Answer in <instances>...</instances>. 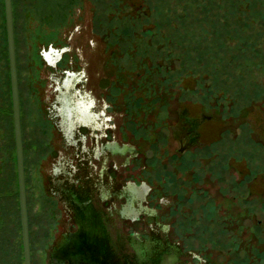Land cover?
Wrapping results in <instances>:
<instances>
[{"label": "rangeland", "instance_id": "1", "mask_svg": "<svg viewBox=\"0 0 264 264\" xmlns=\"http://www.w3.org/2000/svg\"><path fill=\"white\" fill-rule=\"evenodd\" d=\"M207 1L222 19L230 12L220 35L230 26L236 32L228 48L221 45L225 53L219 54L215 73L176 78L173 55L190 62L189 50L161 48L155 32H144L153 27L144 24L151 23L146 15L161 13L167 0H12L27 202L47 201L52 162L71 157L57 106L63 86L75 94L70 81L78 73L75 87L83 97L99 103L105 94L110 98L112 138L137 145L140 155L130 171L139 172L143 164L146 180L159 179L171 229L250 264H264V0ZM208 11L214 16L206 7L197 13ZM5 27L0 0V195L4 202H17L15 196L5 199L15 191L12 130L2 111L10 97ZM191 39L180 42L189 46ZM50 49L56 51L52 65L45 60ZM244 59H250V68ZM178 109L196 122L198 142L190 147L181 145L178 129L186 132L189 124Z\"/></svg>", "mask_w": 264, "mask_h": 264}, {"label": "water", "instance_id": "2", "mask_svg": "<svg viewBox=\"0 0 264 264\" xmlns=\"http://www.w3.org/2000/svg\"><path fill=\"white\" fill-rule=\"evenodd\" d=\"M19 202L0 203V264H250L106 202H26L12 0H4Z\"/></svg>", "mask_w": 264, "mask_h": 264}, {"label": "flooded vegetation", "instance_id": "3", "mask_svg": "<svg viewBox=\"0 0 264 264\" xmlns=\"http://www.w3.org/2000/svg\"><path fill=\"white\" fill-rule=\"evenodd\" d=\"M55 52L50 49L45 54L46 59H44L47 60L49 65H52L51 60ZM58 60L59 57L55 61L58 62ZM66 74L69 77L71 72ZM68 77L67 79H69ZM70 82L74 84L75 94L73 92H71V95L68 94L66 85L63 86L64 92L60 96L57 112L59 116L61 113L63 117L61 126L63 127V135H65L64 139L67 142V146H69L66 149L70 150L69 154L71 157L62 155L52 162L53 166L50 167L46 180V202H106L171 229L162 212L163 197L167 195L166 193L159 194V185L156 186V182L159 179L155 180V183H153L154 181L146 180L144 172L149 170L143 164L139 165V172L130 171V168L136 166L134 160L140 155L137 145L127 142L119 143L112 138L115 120L109 104L111 102L110 98L105 94L103 103H99L93 97H83L80 92H77L79 88L75 87L81 82L78 73L71 78ZM67 85L69 90H71L70 84L67 83ZM179 112L181 115L179 118L189 124L186 132H184L183 127L178 129L179 135L183 134L181 145L190 147L198 142L196 122L186 117L185 114L182 116L180 109H178ZM193 123L194 127L192 126ZM66 135L68 139H66ZM52 150L54 151V149ZM52 150L50 151L52 152ZM23 153L27 202L28 165L27 163L25 164L24 147ZM54 155L53 158L55 157ZM113 155L120 156L121 159H114ZM14 170V160L12 158V186L15 187ZM5 185L6 183L3 187ZM4 195H0V203L1 200L4 202L1 198ZM7 196L9 199H13L15 192L13 190L8 191L5 199H7Z\"/></svg>", "mask_w": 264, "mask_h": 264}, {"label": "trees", "instance_id": "4", "mask_svg": "<svg viewBox=\"0 0 264 264\" xmlns=\"http://www.w3.org/2000/svg\"><path fill=\"white\" fill-rule=\"evenodd\" d=\"M147 4L149 0H146ZM201 3H195L191 0H167L166 8L160 9L161 13H156L151 16V14L146 15L148 20L151 22L150 24L144 23L147 26L153 25L152 29H146L144 32H155L158 35L156 38L158 42L155 41V44L161 48L167 47L168 45L173 44L174 46L181 47L182 50L188 49L189 52L188 56L190 57V62L185 61L180 57L178 54L173 55V63L176 65L179 64V68L176 71V78H181L188 74L201 76L203 71H210L215 73L218 69L217 62L222 58L219 55L225 48H228L230 45L228 44V39L231 35H234L236 32V27L230 26L225 29V34L220 35L218 28L224 26L225 20L227 16H229L227 10L225 11V15L223 16L225 19L220 18L221 12L219 13L218 7H211L210 4L206 0V6L203 5L202 0ZM146 4V3H145ZM4 5V0H3ZM206 7V10L210 8L214 12V16L210 14L208 11L207 13H202V15L198 14V10H203ZM210 7V8H209ZM192 19L193 21H190ZM227 26V24H226ZM154 29V30H153ZM240 31L239 28H237ZM6 32V27H5ZM191 36V44L183 45L182 39H187L188 36ZM222 38V42L219 41L220 37ZM229 36V37H228ZM196 39V43L194 40ZM226 44L225 46L221 47V45ZM6 45H7V37H6ZM195 49V50H194ZM193 50V51H190ZM195 53V54H194ZM225 52H222L224 54ZM8 56V54H7ZM245 61H247L245 63ZM243 62L245 63V67H251L250 59H244ZM231 63L235 67V64ZM187 67H186V66ZM206 66V67H205ZM176 69V66H175ZM233 69V68H231ZM237 68H234L236 70ZM9 103L8 106L2 108L3 114L7 117L9 130H12V137L10 138V143H12L14 149V135H13V122H12V110H11V93L10 97L8 96ZM10 120V121H9ZM24 152H25V144L23 143ZM14 181H15V198H17L18 202V186H17V173H16V158H15V149H14ZM27 163L25 157V164Z\"/></svg>", "mask_w": 264, "mask_h": 264}]
</instances>
